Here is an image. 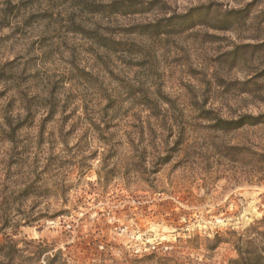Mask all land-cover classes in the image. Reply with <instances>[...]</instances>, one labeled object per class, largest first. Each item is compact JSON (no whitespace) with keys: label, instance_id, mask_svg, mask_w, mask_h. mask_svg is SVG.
<instances>
[{"label":"rangeland","instance_id":"374dc122","mask_svg":"<svg viewBox=\"0 0 264 264\" xmlns=\"http://www.w3.org/2000/svg\"><path fill=\"white\" fill-rule=\"evenodd\" d=\"M248 239L264 0H0V264H232Z\"/></svg>","mask_w":264,"mask_h":264},{"label":"trees","instance_id":"16d2710c","mask_svg":"<svg viewBox=\"0 0 264 264\" xmlns=\"http://www.w3.org/2000/svg\"><path fill=\"white\" fill-rule=\"evenodd\" d=\"M259 117L254 116H244L238 122L225 121L224 124L228 126L229 129H240L246 125L257 126L261 124L259 122ZM239 241H243V238ZM246 250L242 249V247H237L238 259L233 261L232 264H264V247L256 246V242L253 240H246ZM253 249V251H251ZM57 255L53 258L48 257L46 259L47 264H55L57 261L55 260ZM59 264H66V262H62Z\"/></svg>","mask_w":264,"mask_h":264}]
</instances>
